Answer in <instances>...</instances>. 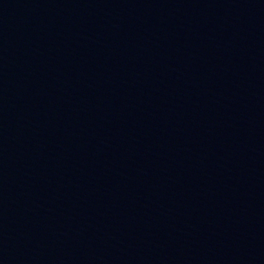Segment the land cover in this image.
<instances>
[{"label": "water", "instance_id": "1", "mask_svg": "<svg viewBox=\"0 0 264 264\" xmlns=\"http://www.w3.org/2000/svg\"><path fill=\"white\" fill-rule=\"evenodd\" d=\"M0 264H264V0H0Z\"/></svg>", "mask_w": 264, "mask_h": 264}]
</instances>
